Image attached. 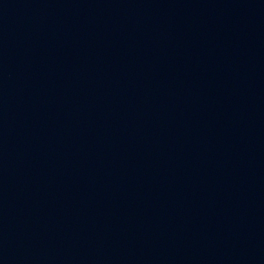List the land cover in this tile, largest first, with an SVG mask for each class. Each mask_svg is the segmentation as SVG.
<instances>
[{"label": "water", "instance_id": "95a60500", "mask_svg": "<svg viewBox=\"0 0 264 264\" xmlns=\"http://www.w3.org/2000/svg\"><path fill=\"white\" fill-rule=\"evenodd\" d=\"M0 264H264V0H0Z\"/></svg>", "mask_w": 264, "mask_h": 264}]
</instances>
